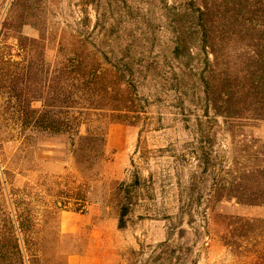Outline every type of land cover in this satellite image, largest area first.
<instances>
[{"label": "rangeland", "instance_id": "1", "mask_svg": "<svg viewBox=\"0 0 264 264\" xmlns=\"http://www.w3.org/2000/svg\"><path fill=\"white\" fill-rule=\"evenodd\" d=\"M187 1L0 0V57L5 60L22 61L18 38L34 39V53L54 70L79 41L87 40L108 54L114 65L123 67L129 54L135 70H148L145 78L137 75L133 103L144 112L136 124L103 113L90 125L102 130L106 140L100 175L92 184L76 164L73 136L23 127L8 77L0 83V199L6 208L5 199L17 201L28 218L24 239L33 244L36 264H250L253 260L247 253L248 241L245 253L224 245L228 221L218 215L264 223V205L241 206L232 200L218 205L215 213L207 211L209 188L203 183L197 153L200 142L211 137L207 125L197 123L213 111L206 114L205 103L196 95L184 98L175 89L180 86L182 61L197 68L195 36L192 59L186 55L175 59L172 54L173 24ZM225 1L234 14L227 20L231 29L227 34L221 14ZM216 2L220 74L230 61L241 65L236 55L245 51L247 39L235 31L247 14L239 0ZM239 15L242 21L235 18ZM23 44L32 46L28 41ZM32 107L41 111L42 103L33 102ZM218 122L220 131L214 128L219 131L214 146L218 154L229 157L233 142L254 150L264 146L263 121L244 122L234 130L223 119ZM123 205L129 208L121 222Z\"/></svg>", "mask_w": 264, "mask_h": 264}, {"label": "trees", "instance_id": "2", "mask_svg": "<svg viewBox=\"0 0 264 264\" xmlns=\"http://www.w3.org/2000/svg\"><path fill=\"white\" fill-rule=\"evenodd\" d=\"M239 3L247 15L237 24L235 34L245 36L247 45L245 51L236 55L241 65L230 61L220 74L217 72L216 0H188L182 13H178L182 14L180 20L175 19L173 24L175 59L183 55L192 59L195 49L192 37L198 39L197 68L190 69L182 61L180 86L175 89L184 98L196 95L197 100L205 103L206 114L213 111L212 116L206 115L207 120L197 123L201 127L207 125L211 137L207 143L200 142L203 145L197 153L203 167V183L209 188L206 208L211 213L224 201L235 200L238 205L248 207L264 205V146L254 150L233 142L229 157L214 150L221 129L218 118L233 130L243 127L244 122H264V0H239ZM225 4L226 1L221 14L225 22L223 33L227 34L231 32L227 20L234 19V14ZM23 41L32 46H25ZM18 42L23 60L0 57V83L8 77L6 81L9 80L10 95L19 107L22 126L71 134L76 164L88 182L95 183L100 175L106 140L102 130L92 129L90 125L95 116L103 113H108L113 120L136 124L144 112L133 103L138 89L137 75L145 78L148 70H135L131 64L134 58L129 54L123 67L114 65L108 54L101 53L87 40L79 41L68 58L52 70L34 53L36 40L19 37ZM36 101L42 103L41 111L32 107ZM5 200L8 208L0 199V264H36L33 244L24 239L29 233L28 218L17 201ZM128 208L129 205L122 206L121 222ZM218 218L228 221L227 232L222 237L224 245L245 253L244 241H248L251 249L247 253L253 259L250 264H264V223L236 216L218 215Z\"/></svg>", "mask_w": 264, "mask_h": 264}]
</instances>
